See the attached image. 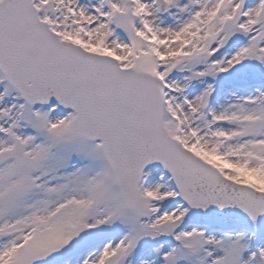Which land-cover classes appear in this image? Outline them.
<instances>
[{"label": "snow or ice", "instance_id": "6c2138e0", "mask_svg": "<svg viewBox=\"0 0 264 264\" xmlns=\"http://www.w3.org/2000/svg\"><path fill=\"white\" fill-rule=\"evenodd\" d=\"M0 264H264V0H0Z\"/></svg>", "mask_w": 264, "mask_h": 264}]
</instances>
